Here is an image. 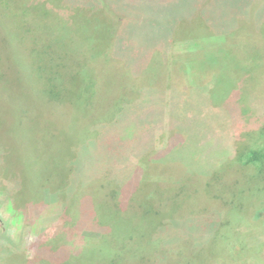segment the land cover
Masks as SVG:
<instances>
[{"label": "rangeland", "instance_id": "374dc122", "mask_svg": "<svg viewBox=\"0 0 264 264\" xmlns=\"http://www.w3.org/2000/svg\"><path fill=\"white\" fill-rule=\"evenodd\" d=\"M104 1L122 15L99 12L94 19ZM139 1L0 0V13L6 15H0V232L20 240L5 258L15 253L23 260L33 257L29 247L36 224L43 241L52 239L49 249L56 255L42 264H264V251L259 252L264 215L255 217L250 210L243 220L228 221L222 203L209 198L216 193L223 198L222 178L235 175L242 181L256 170L257 163L245 164V156L256 146L264 147V34L255 28L264 24V0L247 11L245 32L227 43L221 36L206 42L204 35L238 25L235 15L223 20L225 9L233 11L237 0H154L142 14L136 7ZM22 2L36 15L39 34H46L53 23L59 31L71 29L66 50L57 40L45 50L41 38L35 40L40 53L29 55L15 45L29 24L26 19L21 22L27 28L15 23L16 5ZM167 15L171 26L164 23ZM87 16L112 29L105 42L125 40L131 52L147 55L152 77L145 79H151L150 85L136 82L129 65L137 62L133 58L97 59L88 75L76 65L77 57L90 56L80 46L91 30ZM225 46L237 56L260 53L249 62L255 86L242 73L226 75L231 86L220 84L227 79L219 74L221 67H214L218 60L208 61ZM226 70L236 73L233 66ZM147 87L150 92L142 90ZM207 96L213 109L202 111ZM182 99L186 103H178ZM232 101L249 116L244 115L245 123L237 129L238 141L231 137L238 152L234 162L223 159L215 166L221 179L210 180L198 166L165 158V142L174 136L167 131L176 129L169 121L179 115H190L206 133L212 130L219 145L214 156L225 158L230 147L222 145L224 132H218V125L228 117L223 110ZM253 104L255 112L249 109ZM232 121L226 123L235 128ZM161 125L167 131L158 134ZM123 129L128 140L133 138L130 146L124 143ZM178 130L184 148L171 153L186 156L192 142L182 127ZM147 137L156 148L143 155ZM205 181L210 182L206 189ZM262 187L264 174L247 182L242 203L250 204ZM260 197L264 200V193ZM207 207L220 212L218 233L190 232V224L200 217L195 213Z\"/></svg>", "mask_w": 264, "mask_h": 264}, {"label": "trees", "instance_id": "16d2710c", "mask_svg": "<svg viewBox=\"0 0 264 264\" xmlns=\"http://www.w3.org/2000/svg\"><path fill=\"white\" fill-rule=\"evenodd\" d=\"M167 1H169V0H167ZM237 1L238 2H237V4L234 5L233 11L225 9V14H224L225 17L223 20L224 21L226 20L228 22L230 14L235 15L239 18V21H237L238 25L233 27L232 30L229 28H223L222 32L217 33L215 35H210L211 33L206 34V35H204V41H206V40L207 41H213L214 38L221 36L222 40L227 43L232 38H238V36H240L243 31L245 32L244 26H246L245 17H246V15H248L247 11H251L254 8L260 7L261 4L257 3L258 2L257 0H237ZM151 2H152V4L155 3L154 0H140L138 2V5L136 7L140 8V10H141L140 14H142L144 12V10L147 11L148 4H151ZM170 4H173V3H168L167 5H170ZM26 7H25V4L23 2L16 5V13L17 14H14L15 23L18 22L19 24H17V25L22 26V28H27V27L28 28L26 29V32H24L23 34H19V36L17 37V43H15V45L18 46L20 50L26 49L28 51L29 55L36 53V52L40 53V47L37 46V41H35V40L41 38L40 40L42 42L47 43L46 45L43 46L45 50L46 49H49V50L52 49V47L54 46V42L56 40L58 41L59 45L66 50V45H67L66 42L71 37L70 35H72L71 29L66 27V28L60 29V31H59L58 30L59 26L53 23L51 26H49L46 29V34L45 33L39 34L37 32V30H35L36 26L38 25V23L36 21L37 17H35L36 15L33 13L32 9H29V7H31L29 4H26ZM99 12H107V13H111V14H112V12H114L118 16L122 15L120 10L116 11V9L109 6L106 3V1H104V5L102 7H99V10H97L95 12V14H94L95 16L93 17L94 19L96 17V14ZM0 15H2V14L0 13ZM128 15L130 17V13ZM170 15H172V14H170ZM170 15H167V18H165L166 15H165V17H160V18H165L164 23L165 24L168 23L171 26L172 23L170 22V20L172 18H170L171 17ZM2 16H6V15H2ZM23 19H26L27 21H29V24L27 25V22H21ZM87 19L89 20L90 23L92 21V24L90 25L91 30H90L88 35L84 36V37H87V39L82 37L83 42L84 41L85 42H84V44H80V46L85 47V51H87L88 53L90 52V56L87 57L86 59H84L85 58L84 56H86V55L83 54L81 57L76 58V61L78 63V64L76 63V65L79 67H84V73L85 74L88 75L89 73H92L94 71V69L96 68V65H97L96 64L97 59H101V60L105 59L106 61L111 62L112 60L115 61V59L118 60V59H122V57H124L126 59L133 58V59L137 60V62L134 63L135 67L131 63L129 64V65H131L132 71L136 72V74L134 73V75L136 76L135 77L136 82L143 84L144 81L147 82L148 80H151V79H145V77H148V78L152 77L150 75L151 73L149 70V66L151 65V63L148 62L146 54H143L142 51H139L136 49H134L131 52L128 49V46H129L128 42H125L124 39H123L124 40L123 42H122V40H118L117 42L115 40L114 44L113 43L109 44V42H105L106 38L110 35V32H112V29L110 27H107L106 25L102 26L103 24H101L100 19L94 20L89 16H87ZM129 20H131V19H129ZM46 22H47V20H46ZM206 22L210 23L209 21H206ZM82 24H84V22ZM85 24H87V23L85 22ZM26 25H27V27H24ZM146 25L152 26V22L148 21L146 23ZM255 28L257 29V32L259 34L260 33L264 34V24L262 26L257 24V25H255ZM42 32H44V31H42ZM58 32H60V33H58ZM37 34L42 35V37H37L36 36ZM206 37H208V38H206ZM115 42H116V44H115ZM238 42H239V44L240 43L243 44V42H241V41H238ZM236 45L237 44H235V46ZM237 47H241V46L237 45L236 48ZM259 54L260 53H258V52H256L255 54L250 52L246 57L243 55L237 56V55L231 53L229 51V49L226 48V46H225V47H223L221 52L217 53V57L214 60H211L208 62L215 63V62H217L216 60H218V65H214V67L217 66V69H219L221 67L219 74L221 76H224V79H227L226 81H222V82L219 81L220 84H223V85H226L227 87H229V86H231V81H230L229 76H226V75L227 74L228 75H235V77H238L242 73V74H245L244 78H246V82L251 86L252 85L255 86L254 85L255 75L253 74V71L251 70V67H250L251 65L249 64V62L255 61L256 60L255 58H257ZM212 55L216 56V54L215 55L212 54ZM24 58H26V57L24 56ZM28 58H30V57H28ZM78 58H80L82 60H80ZM148 59H149V54H148ZM145 60H147V61H145ZM88 61H90V62H88ZM83 62H85V63H83ZM220 62L222 63V65L220 64ZM223 65H224L225 69H224V67L222 68ZM126 66L128 67V64ZM227 66L236 67V73H234V74L229 73L226 70ZM140 79L142 80V82L140 81ZM147 83L150 85L149 81ZM140 84H138V85H140ZM142 90L150 92V88H148V87L144 88ZM196 93L202 94L201 92H196ZM52 97H54V95ZM184 99H186V98H184ZM184 99H182L178 103H186V101ZM163 103L169 105L170 102L163 101ZM212 107H213V105H212L209 97L207 96L206 102H203L200 105L199 109H201L202 111H206ZM249 109L252 110L253 112H255L256 110H258V107L256 104H253L252 106L249 105ZM217 110L218 109L216 108L213 111H217ZM223 111H225V113L229 112L228 117L225 120H222L218 125V126H220L218 128V132H221V130H222V132H224V134L221 136L222 137V142H221L222 145L225 148L226 144H229V147H230L228 151L225 148V151H226V153H225L226 157L225 158L221 157L222 155L221 156H214V154L218 152V147H219L218 140H216L215 135H213L214 132H212V130H210L209 132L206 133L201 127H199L197 124L193 123L189 118H187L190 115H188V116L179 115L174 119L172 118L169 121V125L173 126V123H176V129L175 130H174V128H175L174 127V128L169 129L167 131L164 128V126L161 125V128L159 129L158 134H163L164 132L167 131V132H172L171 134L174 135L171 137V139L167 143L165 142V145H164L165 148L163 149L165 152V158L167 157L169 159H174L175 160L174 162H176V163L177 162H180L183 164L186 163L185 165H187V167L188 166H198V167H200V171L203 173V175L206 177H209L210 180L216 179V178L221 179L222 176L220 174H218V172L215 170L216 169L215 166L217 164H219L220 160H221V163L226 161L227 159L231 163L234 162L233 157L238 156V152L236 153V149H235L236 147L234 148V145L232 143V139L235 138L236 141H238L239 135H237V129L239 126H241L243 124L244 120L246 119V116H244V115L247 114L249 116V112L246 110V108H244L242 105H240L234 101H232V106L230 107L229 110L224 109ZM207 112H209V111H207ZM182 116H184V117H182ZM230 116L232 117L231 119H233L232 123L233 124L235 123L234 124L235 128L230 126L231 124L228 125L229 123H226L228 120L231 121ZM177 124H178V126H177ZM179 127L183 128L184 132H186V134L188 135V137H190V140L192 142V145L189 147L190 151H188L186 156L178 154V153H174V154L171 153L174 150H181L182 151L184 148V143L183 142L181 143L177 138L179 136L178 134L181 132L178 130ZM234 129H235V133H233ZM263 129H264V127H263ZM215 131H216V129H215ZM225 133H227L229 137L226 136ZM261 133L264 134V131H262ZM236 135H237V137H236ZM122 137H123L124 143L128 144L129 146H130V144H133V142L130 141L133 139L132 136H130V139L128 140L126 138L127 136H126V133L124 132V129L122 130ZM231 137H232V139H231ZM227 139H228V141H227ZM225 140L227 142H225ZM146 141L147 142L144 144V147H143V152H142L143 155L146 154L145 150L156 148V147H151L153 145V143L150 142L151 140H149L148 137H147ZM236 143H238V142H236ZM245 157L247 158L245 164L257 163L256 170H254L253 172L251 171L250 174H247L246 176H243L242 181H241L242 178L239 180L236 179L235 175H232L228 178H222L221 183L224 181L223 179H226V182L221 185V188L219 190V192L220 191H222V193L224 192L223 198L219 197V193L213 194L212 196L209 197L212 201H216V202L219 201L222 203V205L224 206L223 210H226V214H227L226 216H228L227 217L228 221L230 219L243 220L242 217H245V215L247 213H252V212H253V215L255 217L260 218L264 215V208H263L264 206L262 205V204H264V200L260 201V199L263 198L260 196H261V194L264 193V187H262L261 189H256V191L252 194L253 198H252L250 204L249 203L244 204L241 201V199H242L241 198L242 187L247 185V182L250 183L251 180L257 178V176H261L262 174H264V147L263 148L261 147L259 149V147L256 146L255 149H250ZM223 159H225V160L223 161ZM213 165H214V170H213ZM195 169L198 170L197 168H195ZM259 174H261V175H259ZM245 179H247L246 182H244ZM242 182H244V183H242ZM209 184H210V182L205 181L204 188L206 189ZM233 186L235 188H232ZM60 191H62V189ZM229 195H230V197H229ZM41 206L44 207V205H41ZM191 209L194 210L193 207ZM37 210H38V213L40 214L41 210L40 209H37ZM250 210L252 212H250ZM218 213H220V212L212 209L211 207H207V209L199 211L198 213H195L197 217L198 216H200V217L197 218V222H195V223L193 222L190 224L189 228L193 229L190 232L195 231L197 233L199 231L200 233H205V234L212 233V235L215 232L217 234L218 230H219V228H218L219 225H218V222L216 221L218 219L217 218ZM191 216H193V215H191ZM40 220L41 219H35V221H39V222H40ZM227 220H224V221H227ZM35 221H33V222H35ZM216 225H217V227H215ZM35 227H37L36 224H35ZM35 227H34V230H35L34 234L36 235V237L34 239V242L29 247V249L32 250L33 257L30 259L25 258L24 260L17 253H15L12 256H8L5 258V255L9 254L11 249L14 250V248L19 247L18 244L20 243V240L19 241H14L13 239L11 240L10 237L6 234V232H4V231L0 232V257L4 258V261H3L4 264H42L41 262H43L47 258H56V255H51L54 253V251H52L51 248L49 249V247H52L51 246L52 245L51 244L52 239L50 241H48L49 239L43 241V238H42L40 232L38 234V230ZM214 227H215V229H214ZM32 228H33V226H32ZM195 239H197V237L194 238V240ZM261 247H262V249H260V250H259V247H257V246H254L252 248H253V250H254V248H256L257 251L259 250V252H261V251L263 252L264 251L263 250L264 249V243L261 244ZM109 264H115V263H113V261H111Z\"/></svg>", "mask_w": 264, "mask_h": 264}]
</instances>
